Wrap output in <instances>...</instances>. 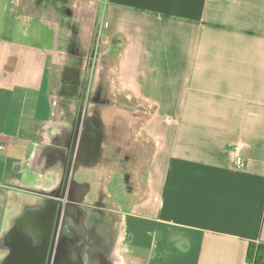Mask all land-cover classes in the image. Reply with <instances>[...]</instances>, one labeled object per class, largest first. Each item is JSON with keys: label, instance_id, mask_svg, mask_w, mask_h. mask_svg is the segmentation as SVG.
Returning a JSON list of instances; mask_svg holds the SVG:
<instances>
[{"label": "crops", "instance_id": "obj_1", "mask_svg": "<svg viewBox=\"0 0 264 264\" xmlns=\"http://www.w3.org/2000/svg\"><path fill=\"white\" fill-rule=\"evenodd\" d=\"M37 3L0 0V264L4 236L63 183L85 203L114 198L113 264L115 251L250 264L264 244V0H92L91 23L77 3ZM72 29L103 48L89 86L84 57L61 53ZM90 94L99 120L76 121ZM115 108L128 113L103 115Z\"/></svg>", "mask_w": 264, "mask_h": 264}, {"label": "flooded vegetation", "instance_id": "obj_2", "mask_svg": "<svg viewBox=\"0 0 264 264\" xmlns=\"http://www.w3.org/2000/svg\"><path fill=\"white\" fill-rule=\"evenodd\" d=\"M70 50L74 51L72 48ZM83 119L87 122L98 121L97 110L88 111L81 106L75 120ZM72 202L87 208L83 218L75 208H72L75 209L74 214L56 212L57 206L62 204L68 208ZM102 206L100 199L88 206L84 201L83 187L74 183L61 184L51 195L45 196L32 214L23 215L16 226L12 227V236L2 243L5 258L11 254L16 238L22 237L34 252L30 257L31 264H113L111 246L107 240L109 232L104 224L107 220ZM23 246L25 248V244Z\"/></svg>", "mask_w": 264, "mask_h": 264}, {"label": "rangeland", "instance_id": "obj_3", "mask_svg": "<svg viewBox=\"0 0 264 264\" xmlns=\"http://www.w3.org/2000/svg\"><path fill=\"white\" fill-rule=\"evenodd\" d=\"M75 3H77L76 5H77L78 8L81 7V8L85 9V11H86V16L84 15L85 16V21L87 23H91L92 22V20H91V18H92L91 10H92L93 5H94L92 3V0H38L37 6H40V7L44 6V7L49 8V6H51V5L53 6L54 5V7H58L59 8L61 6L62 8L63 7L66 8V6L75 5ZM62 16H64V15H62ZM65 23H66V25H68L67 21ZM84 29H85V26L82 24L81 25V30H80V32L82 34H83V30ZM74 35H75V32L72 29V41L73 42L75 41V44L74 45L72 44V46H68V48L66 47L65 49L63 47L62 48L63 51H61V53L64 54L65 51L71 52L70 48H72L74 50L73 52H75V54L77 53L78 55L84 57L85 61H83L81 63L77 62L76 63L77 66H75V63H74V68L78 70V75H81V74L84 75V79H83L84 84H85V86H89V85H91L90 82L92 80L91 74H92V72L95 69L96 63L98 62L97 59H94V57H92V53H93L92 50L96 49L92 45V43L94 41V35L91 38V41H88L87 44H85L86 42L83 40L80 45L78 44L79 40L74 38ZM102 49L101 50H96V51L94 50V52L101 53ZM77 82H80L79 78H77ZM62 86H63V80H62ZM93 98H94L93 94L92 95L90 94L88 96L87 101H86L85 107H86V109L88 111L91 109V107L93 105V102H92ZM73 111H75V110H73ZM126 113H128V111H118L116 108H115V110L114 109H109V110L107 109V110L103 111V115L104 116L106 115L105 117H107L109 115L108 117H115V118H119V117L123 116L122 114L125 115ZM134 115H135L134 113L131 114L132 117ZM126 116H128V115H126ZM126 128H127V126L125 125V127H124L125 132L127 131ZM116 129L118 131L117 127H116ZM115 178H117V177L115 176ZM97 189L100 190V185H99L98 188H96V185H93V190L94 191H98ZM109 192L111 193V197H112V195H115V201H117L118 199H117V195L116 194H117V192H119V189L116 187V182H115V191L112 189V190H109ZM113 199H111V198L110 199H106V198L103 199L104 206L102 208H106V209L111 208L112 206L110 205V203L113 201ZM97 201H98V199L96 197H94V193L93 192H90L89 195L86 197V203H87L88 206L93 205ZM106 220L107 221L104 223L105 224V229H107L108 232H109L108 236H107V240L109 241V244L111 246V251H112L114 249V246L116 245V241H117L118 215H116V214H114L112 212H109L107 214V219ZM115 257H116L115 263L117 262L119 264V260L120 259H119V256H118L116 251H115Z\"/></svg>", "mask_w": 264, "mask_h": 264}, {"label": "water", "instance_id": "obj_4", "mask_svg": "<svg viewBox=\"0 0 264 264\" xmlns=\"http://www.w3.org/2000/svg\"><path fill=\"white\" fill-rule=\"evenodd\" d=\"M56 204L59 203L57 201H54ZM75 203V202H74ZM69 203L68 204V208L63 207V205H59L56 207V212L58 214L65 212V213H72L74 214L75 209L76 211L79 210V214L80 216L83 218L86 214V209L84 207H79L77 204ZM69 205H71L72 207H69ZM72 208H75L72 210ZM54 214V212H53ZM20 221V219L17 220V223ZM80 221V220H79ZM14 226H16V224ZM12 236V230H10L2 239V243L5 239L9 238ZM22 237H18L16 238V242H13V250H11V254L3 261L2 264H31V258L33 255V251L31 250V248H29V245H27V243H25ZM23 244H25V248L23 246ZM23 247V248H22Z\"/></svg>", "mask_w": 264, "mask_h": 264}, {"label": "trees", "instance_id": "obj_5", "mask_svg": "<svg viewBox=\"0 0 264 264\" xmlns=\"http://www.w3.org/2000/svg\"><path fill=\"white\" fill-rule=\"evenodd\" d=\"M248 259L250 264H264V244H250Z\"/></svg>", "mask_w": 264, "mask_h": 264}, {"label": "built area", "instance_id": "obj_6", "mask_svg": "<svg viewBox=\"0 0 264 264\" xmlns=\"http://www.w3.org/2000/svg\"><path fill=\"white\" fill-rule=\"evenodd\" d=\"M0 147H3V145L0 144ZM235 164H236L237 167H241L242 166V159H241V157H239V156L236 157Z\"/></svg>", "mask_w": 264, "mask_h": 264}]
</instances>
